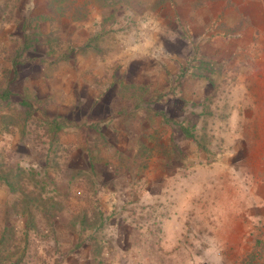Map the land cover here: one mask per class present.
Segmentation results:
<instances>
[{
    "label": "rangeland",
    "instance_id": "obj_1",
    "mask_svg": "<svg viewBox=\"0 0 264 264\" xmlns=\"http://www.w3.org/2000/svg\"><path fill=\"white\" fill-rule=\"evenodd\" d=\"M70 5L67 7V0H0V99L12 96V101L0 105V264H64V247L71 234H85L86 224L100 223L94 213L92 221L87 222L82 215L85 207L80 203L97 190V185L102 189L95 179L104 173V167L89 170L91 162H100L93 155L101 154L100 150L64 147L59 143L61 135H54L52 128L37 123L26 113L33 116L39 110L36 104L32 108L33 97L53 94L59 99L54 100L53 110L56 115L62 114L64 84L55 82L57 87L51 93L48 82L52 84L53 79L89 80L87 84L93 82V88L101 89L105 84L102 80L109 78L112 68L90 69L79 61L82 46L77 42H70L67 49V13L76 17L89 11L88 8L83 13L82 8L81 13ZM121 5L111 7L117 13L113 32H119L125 45L129 42L128 29L143 31V23L138 21L143 22L145 12L143 7L129 10ZM129 12L136 13L135 21L134 17L128 20ZM97 37L96 41H101L103 35ZM192 45L190 64L200 67L199 62H204L212 67L201 71L194 67L198 74H190L188 69L180 71L182 84L191 76L199 77L203 83L201 95L186 93L189 104L185 103V108L177 101L182 97L176 88L154 87L155 70L149 67L145 72L153 88L149 104L161 111L168 108V119L177 130L175 138L168 140L180 139L185 148L182 160L175 157L170 164L179 170L174 175L170 172L172 180L156 206L162 207L161 214H165L169 225L168 230L153 232L155 242L162 238L167 248L161 257L157 251L152 258H124L119 264H264V134H257L264 122L245 119L244 112L252 110L251 97L231 94L232 88L228 91L223 85L204 88L212 81L211 74L220 73L212 59L207 60L213 46L200 38L193 39ZM118 69L115 66V80L124 78V72ZM140 75L133 69L127 77L138 80ZM71 86L72 89L67 85V91L71 90L75 100L67 104L65 117L67 122L70 118L82 121L87 108L81 86ZM92 124L96 121L92 120ZM140 163L148 167L146 160ZM64 166L66 171H62ZM77 166L87 171L71 176L70 171ZM78 191L81 195H77ZM72 209L80 213L72 214L67 226V210ZM254 213L259 214L254 217ZM105 217L109 225L114 215ZM79 224L77 231L74 227ZM103 224L97 227V235L108 233L107 226L100 230ZM97 264L105 261L101 259Z\"/></svg>",
    "mask_w": 264,
    "mask_h": 264
},
{
    "label": "crops",
    "instance_id": "obj_2",
    "mask_svg": "<svg viewBox=\"0 0 264 264\" xmlns=\"http://www.w3.org/2000/svg\"><path fill=\"white\" fill-rule=\"evenodd\" d=\"M120 2L122 0H67V7L72 4L81 13L82 8H85L83 13L88 8L90 12L79 14L78 18L67 13V49L70 42H77L82 46L79 61L86 68H112L109 78L102 80L105 84L101 89L93 88V82L87 84L89 80L53 79L52 84L48 82L51 93L57 87L56 83L64 84L62 114L56 115L53 110L56 107L54 100H59L53 94L42 98L38 96L37 99L33 97L32 108L36 104L39 110L33 116L26 112L27 117L52 128L54 135H61L59 143L64 147L69 145L78 151L85 146V150L101 152L93 154L100 162H91L89 170H97L98 165L104 167V173L101 172L100 178L95 179L101 183L102 189L97 185V190L86 201H80L85 207L82 215L86 216L87 222L92 221L90 217L94 213L100 223L86 224L83 227L85 234H71V240L64 247V258H67L64 264H97L101 259L105 264H119L124 258L132 261L152 258L157 251L161 257L167 248L162 238L159 243L155 242L156 234L153 232L168 230L166 227L169 225H166L165 214H161L162 207L156 206L172 180L170 172L174 175L179 170L178 167H170V164L175 157L178 161L182 160L185 148L180 139L168 140L175 138L174 131H177L168 119V108L161 111L149 104L153 94L151 84L146 81L145 72L149 67L155 70L157 76L154 87L176 88L178 96L182 97H178L177 101L185 108L186 93L201 95L203 83L199 77L191 76L185 85L182 84L179 81L180 71L188 69L189 73H196L197 68L201 71L203 67H212L204 62H199L200 67L190 64L193 56L189 45H192V40H207L213 46L207 60L212 59V65L222 76L218 72L211 74L209 79L212 81L204 84V88L223 85L228 91L232 88L231 94L251 97L252 110L244 112L245 119L257 124L264 122V0H124L122 5ZM120 5L129 10L143 7L145 12L143 22L138 21L143 23V31L128 29L129 42L125 45L120 41L119 32H113L117 13L115 15L111 7ZM132 17L135 21L136 13L129 12L128 20ZM102 35L101 41H96L97 36ZM115 66L124 72L121 80L112 77ZM133 69L141 74L138 80L127 77L132 75ZM72 83H80L87 112L82 113V121L80 118L74 122L70 118L67 122V104L75 100L71 90L67 91V85L73 88ZM89 87L91 89L88 90ZM10 101L12 96L4 95L0 105ZM40 109H44L42 113ZM7 117L10 118V114ZM92 120L96 124H92ZM260 128L257 134H264V127ZM69 130L71 133L67 134ZM83 133L89 137L86 138ZM143 159L148 167L141 165ZM64 168L67 167L64 166L62 171H66ZM85 171L87 168L77 166L70 173L77 176ZM78 210H67V226L71 215L80 213ZM107 215H114L109 225H106ZM102 223L103 229L100 230L104 231V226H107L108 233L97 235V227Z\"/></svg>",
    "mask_w": 264,
    "mask_h": 264
},
{
    "label": "built area",
    "instance_id": "obj_3",
    "mask_svg": "<svg viewBox=\"0 0 264 264\" xmlns=\"http://www.w3.org/2000/svg\"><path fill=\"white\" fill-rule=\"evenodd\" d=\"M77 195H81V192H80V191H78V192H77Z\"/></svg>",
    "mask_w": 264,
    "mask_h": 264
}]
</instances>
